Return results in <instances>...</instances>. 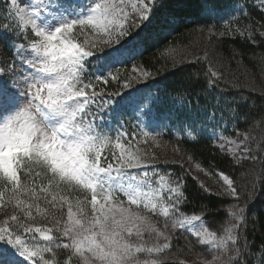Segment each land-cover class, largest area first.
I'll list each match as a JSON object with an SVG mask.
<instances>
[{
    "label": "snow or ice",
    "instance_id": "obj_1",
    "mask_svg": "<svg viewBox=\"0 0 264 264\" xmlns=\"http://www.w3.org/2000/svg\"><path fill=\"white\" fill-rule=\"evenodd\" d=\"M176 7L187 5L182 0H0V50L13 54L0 62V264H163L176 229L191 231L197 243L212 250L213 259L203 264H264V240L249 242L248 213L239 207L236 181L215 172L226 185L223 194L237 202L217 230L204 226L200 215L186 214L182 180L158 173L156 156L142 147L149 141L158 145L163 133L113 128L121 119L110 103L115 93L97 88L108 77L100 68L98 75L88 72L99 47L116 45L98 58L103 68L131 59L161 15L165 27L176 22L164 11ZM200 7L208 14L215 10L208 0ZM257 7L264 13V0ZM87 35L95 39L77 42ZM143 99L164 103L158 96ZM169 99L171 107L160 115L171 126L161 124L170 133L175 128L178 139L186 132L197 141L206 127H219L206 123L215 120L214 112L202 116L198 106L176 107ZM260 119L264 123V116ZM228 151L237 163L257 159L247 144L241 156ZM201 188L212 194L203 183ZM194 221L200 223L186 227ZM56 249L64 250L62 261L55 258Z\"/></svg>",
    "mask_w": 264,
    "mask_h": 264
},
{
    "label": "trees",
    "instance_id": "obj_2",
    "mask_svg": "<svg viewBox=\"0 0 264 264\" xmlns=\"http://www.w3.org/2000/svg\"><path fill=\"white\" fill-rule=\"evenodd\" d=\"M186 8L176 7L166 11L176 17V22L166 25L161 15L153 24L144 47L132 58L114 68H103L97 63L116 45L99 47L91 57L93 63L88 72L98 75L97 69L108 77V82H99L97 88L115 93L111 96V107L116 108L121 119L120 125L129 131L155 128L163 133L158 140L165 147H157L149 141L150 152L156 156L155 170L171 177H179L185 188L187 201L182 206L188 215H200L210 230H217L228 215L227 209L237 203L232 197L223 194L222 189H213L211 195L201 188H212L219 180L217 170L234 179L241 189L239 207L248 213V238L256 244L264 240V13L256 3L261 0H208L215 10L205 13L201 4L205 0H182ZM176 3V0H170ZM252 32L251 38L248 35ZM201 30H213L214 34L204 35ZM135 31V30H134ZM94 40L91 35L80 36ZM12 52L0 50V62L12 57ZM219 76H211L209 69ZM148 71V77H137L134 71ZM115 76L116 79H112ZM215 79L213 85L211 81ZM128 84V87H124ZM160 97L162 106H154L143 98ZM177 101L176 107L187 103L191 108L198 106L200 115L215 113V120L208 119L205 134L197 141L187 139L186 132L179 133L160 113L167 114L171 100ZM147 113V115L145 114ZM111 109L104 117L110 121ZM237 116L239 119L237 120ZM163 123L169 127H163ZM147 125V127H145ZM220 133L247 146L257 156L256 161L234 157L215 145L214 135ZM248 136L247 141L244 137ZM178 149V150H177ZM173 150V151H169ZM199 165L211 175H193L194 166ZM4 219L0 213V221ZM259 224L253 225L252 221ZM255 227L256 231L253 232ZM178 245L184 246L178 238ZM52 255V254H48ZM65 252L55 250V258L63 260Z\"/></svg>",
    "mask_w": 264,
    "mask_h": 264
},
{
    "label": "rangeland",
    "instance_id": "obj_3",
    "mask_svg": "<svg viewBox=\"0 0 264 264\" xmlns=\"http://www.w3.org/2000/svg\"><path fill=\"white\" fill-rule=\"evenodd\" d=\"M260 3H256V5H259ZM203 34L206 35H212L214 34L213 30H201ZM137 77L144 78L140 71H134ZM217 137H227L229 140H234L228 136H223L220 133L214 135V141L215 145L220 148V144L224 143V148L221 149L225 151L229 156L234 157L233 153L229 152L228 149L232 148L235 150L236 156H241L243 154V147L242 144L237 142V144L240 145V148L237 149V144H228L227 141L218 140ZM157 147H165V144L160 142L158 140ZM173 151V150H169ZM201 173L202 175H206L204 171L201 170L200 167H197L196 165L193 168V175L197 177V174ZM214 186L212 188L207 187L211 191H214L215 189H222L226 187L224 185L223 180L219 177V180L214 182ZM214 189V190H213ZM203 225L208 226L207 223L201 218ZM200 222L194 221L192 225L186 226L188 228H195ZM178 238L181 239V243H184L185 245L179 246L178 245ZM168 252V258L163 261V264H203L204 261L212 260L213 259V253L212 250L209 249L205 245H201L196 242V238L192 235L191 231H185L184 229H176L174 232V237L172 241V247L167 250Z\"/></svg>",
    "mask_w": 264,
    "mask_h": 264
}]
</instances>
